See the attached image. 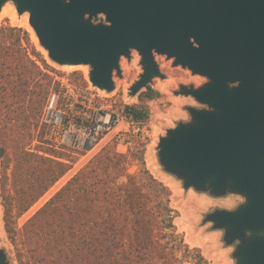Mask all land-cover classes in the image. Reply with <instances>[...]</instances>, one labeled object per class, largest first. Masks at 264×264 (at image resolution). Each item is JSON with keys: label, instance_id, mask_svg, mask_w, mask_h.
<instances>
[{"label": "water", "instance_id": "obj_1", "mask_svg": "<svg viewBox=\"0 0 264 264\" xmlns=\"http://www.w3.org/2000/svg\"><path fill=\"white\" fill-rule=\"evenodd\" d=\"M8 0H0L2 5ZM49 58L88 65L92 86L112 91L121 57L140 56L130 94L164 78L155 54L207 78L180 85L202 108L159 138L163 169L184 188L244 202L204 218L235 241V264H264V0H11ZM98 16L103 20L94 22ZM237 83V84H235ZM230 84H235L230 86ZM0 264H8L0 249Z\"/></svg>", "mask_w": 264, "mask_h": 264}, {"label": "rangeland", "instance_id": "obj_2", "mask_svg": "<svg viewBox=\"0 0 264 264\" xmlns=\"http://www.w3.org/2000/svg\"><path fill=\"white\" fill-rule=\"evenodd\" d=\"M4 5L7 6L9 13H0V25L20 27L27 32L30 43L27 44L24 38L21 40L24 54L36 61L40 70L49 75L46 80L39 77L37 83H42L44 87L32 84L24 87L17 83L14 76L3 77L0 70V147L4 148L3 157H0V249L6 255L8 264H33L29 242L24 236L26 222L92 159L98 156L104 157L113 152L125 155L124 165L126 171L131 174L143 167L137 158L141 155L145 168L170 190L169 206L173 209L172 223L176 240L173 242L170 240L168 248L176 250L177 259H183L184 264H195L194 258L186 255L183 247L177 251L176 247L181 241L183 246L189 249L198 248L206 259L204 264H235L233 252L238 242L226 244L223 239V229L214 228L213 223L204 222V218L206 214L216 209H236L244 202V197L234 193L213 196L207 191H198L192 187L184 188L181 179L163 169L157 156L159 138L166 134L167 129L175 127L178 122L190 121L186 106L203 107L193 97L175 92L179 90L180 85L199 87L207 81V78L192 74L190 70L180 65L174 66L172 59L155 54L156 62L164 78L154 77L148 86L157 91L158 95L153 99H146L143 92L148 86L132 95L129 88L142 69L140 56L137 51L131 50L130 58L123 56L120 59V75L113 71L114 89L106 91L96 88L88 80L91 69L88 65H60L52 61L29 23V13L19 14L11 0L6 1ZM100 19L101 16H98L93 21L99 22ZM42 61L48 66L44 68ZM62 78L63 81L85 92L83 96L90 109L98 107L106 109L110 105L113 108L132 104L142 106L147 110L148 115L147 119L143 120L142 132L131 133L129 142L125 146L118 145L116 132L125 127L121 124L112 132L97 137L95 143H89L81 149L55 148L47 138L43 115L49 92L60 88ZM42 87H47L43 106L38 107V112L36 111V115L33 116L35 106L31 99ZM32 92L34 94H31ZM23 150L44 157L60 155L67 160L57 159L69 163L71 167L31 207L19 215L17 214L19 196L17 188L21 184L17 183L16 175L19 173L21 164L18 154ZM121 180L122 178L117 182ZM4 201L10 202L7 222H5ZM165 232L156 229L158 235Z\"/></svg>", "mask_w": 264, "mask_h": 264}, {"label": "trees", "instance_id": "obj_3", "mask_svg": "<svg viewBox=\"0 0 264 264\" xmlns=\"http://www.w3.org/2000/svg\"><path fill=\"white\" fill-rule=\"evenodd\" d=\"M23 38L30 43L20 27L0 25V70L3 77L14 76L24 87L43 86L37 83L39 77L46 80L49 75L24 54ZM42 65L48 66L44 61ZM43 87L32 96L33 116L43 106L47 90ZM157 95L149 86L143 92L149 100ZM126 110L135 120L148 117L142 106L127 105ZM3 154L0 147L1 158ZM18 157L20 215L71 166L57 159L67 160L60 155L44 157L23 150ZM137 158L143 167L133 174L126 171L125 155L113 152L92 159L32 215L25 224L24 236L33 264H184L183 259H177L176 250L168 248L170 240H176L170 190L145 168L141 155ZM8 204L3 203L5 222ZM156 229L166 232L158 235ZM181 247L195 264L206 263L198 248L189 249L180 241L177 251Z\"/></svg>", "mask_w": 264, "mask_h": 264}, {"label": "built area", "instance_id": "obj_4", "mask_svg": "<svg viewBox=\"0 0 264 264\" xmlns=\"http://www.w3.org/2000/svg\"><path fill=\"white\" fill-rule=\"evenodd\" d=\"M103 20L101 16L100 21ZM84 91L61 79L60 88L51 90L43 115L47 138L59 149H81L95 143L97 137L117 130L118 145H126L131 133H141L143 120H135L125 106L113 108L111 105L90 109L85 101Z\"/></svg>", "mask_w": 264, "mask_h": 264}, {"label": "bare ground", "instance_id": "obj_5", "mask_svg": "<svg viewBox=\"0 0 264 264\" xmlns=\"http://www.w3.org/2000/svg\"><path fill=\"white\" fill-rule=\"evenodd\" d=\"M7 12H8V10H7V6L3 4L0 13L5 14V13H7ZM8 13H9V12H8ZM8 13H7V14H8ZM3 14H2V15H3ZM67 65H71V64H67ZM66 67H67V66H66Z\"/></svg>", "mask_w": 264, "mask_h": 264}, {"label": "flooded vegetation", "instance_id": "obj_6", "mask_svg": "<svg viewBox=\"0 0 264 264\" xmlns=\"http://www.w3.org/2000/svg\"><path fill=\"white\" fill-rule=\"evenodd\" d=\"M235 84H237V83H235ZM235 84H230V86L235 85Z\"/></svg>", "mask_w": 264, "mask_h": 264}]
</instances>
